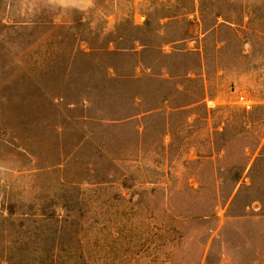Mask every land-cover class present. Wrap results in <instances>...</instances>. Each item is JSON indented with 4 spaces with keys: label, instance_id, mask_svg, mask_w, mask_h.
I'll return each mask as SVG.
<instances>
[{
    "label": "rangeland",
    "instance_id": "1",
    "mask_svg": "<svg viewBox=\"0 0 264 264\" xmlns=\"http://www.w3.org/2000/svg\"><path fill=\"white\" fill-rule=\"evenodd\" d=\"M0 264H264V0H0Z\"/></svg>",
    "mask_w": 264,
    "mask_h": 264
},
{
    "label": "built area",
    "instance_id": "2",
    "mask_svg": "<svg viewBox=\"0 0 264 264\" xmlns=\"http://www.w3.org/2000/svg\"><path fill=\"white\" fill-rule=\"evenodd\" d=\"M241 101L243 103V106L246 108V109H250L251 108V102L245 97V96H242L241 97Z\"/></svg>",
    "mask_w": 264,
    "mask_h": 264
}]
</instances>
